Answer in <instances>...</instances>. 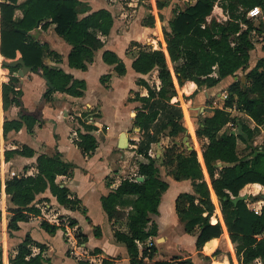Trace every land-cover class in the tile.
<instances>
[{"label":"trees","instance_id":"16d2710c","mask_svg":"<svg viewBox=\"0 0 264 264\" xmlns=\"http://www.w3.org/2000/svg\"><path fill=\"white\" fill-rule=\"evenodd\" d=\"M166 3V0H157L159 8ZM215 3H219L226 13L225 21L219 22L214 18L207 20ZM78 4L79 0H25L20 4H17V0H0V54L6 59H14L19 51L21 59L32 71H41L52 86L43 94L48 100L55 91L81 96L85 83L61 69L47 67L44 58L56 53L50 50L46 42L41 44L35 40L31 31L38 25L42 29L53 25L55 33L71 45L69 64L85 69L86 64L92 61L94 51L103 46L99 35L108 34L113 24V16L108 9L101 8L80 17L76 10ZM254 6H260L264 13V0H195L169 20L168 29H163L162 41L166 53L161 45L153 48L152 45L132 44L138 47L132 61L133 70L142 74L156 70L159 80L158 86L143 78L137 80L147 91L146 96H135L134 99L141 104L135 107L133 118L135 126L141 131L135 152L144 161L136 162L134 176L121 179L115 188L100 198L102 208L110 221L125 216V230L115 229L114 237L126 247L130 264H170L172 260L179 264H192L189 258H172L171 261L156 259L157 250L154 244L139 249V243L157 234V224L151 215L158 214L161 194L168 187L167 182L160 177L158 159L149 155V149L161 133L172 141L179 135H186L179 102H171L177 95L174 78L179 85L193 81L198 87H212L222 78L236 75L238 70L248 68L250 51L254 48L252 33L258 31L264 35V20L260 18L258 24H253L247 17V11ZM16 8L22 9V16L17 19L14 18ZM144 23L153 25L154 22L146 20ZM261 47L264 50V44ZM103 60L113 65L116 73L125 72L123 62L112 51L105 50ZM2 67L7 68L10 73L8 80L2 82L0 88L1 107L6 111L12 105H20L22 91L17 88L19 78L13 75L20 66ZM1 71L3 72L2 68ZM232 108L244 112L256 125L264 126V57L245 73L244 80L233 81L227 87L224 106L215 108L214 113L205 117L197 127L196 136L206 139V142H201L202 157L199 148L197 157L195 148L186 149L183 143L180 146L170 143L164 147L162 162L176 180L192 181L193 192L179 194L175 200V209L185 231L196 235L197 249L208 240L219 238L223 233L219 221H210L215 211L210 197L211 188L217 197L228 232L229 246L233 244L238 263L264 264V204L257 214L248 208L245 200L235 204L232 202V198L238 196L246 184L259 183L264 186V154L254 155L256 150H264V141L260 146L253 144L254 135L259 129H251L241 120H236L227 110ZM90 114L98 116L94 109H87L75 117L80 126L77 128L79 139L75 142L86 155H90L97 146L92 133L97 126L89 119ZM23 119L29 130L34 118L24 115ZM229 122L237 125L234 133L230 129H223ZM21 126L20 120L5 117L2 135L5 137L10 131H18ZM239 142L244 145L246 153H239ZM32 153V150L23 146L21 150L5 151L4 157L8 159L14 154ZM60 156L58 150L52 156L39 155L36 159V175H15L5 180L4 191L11 205V215L7 223L9 235L18 230L19 221H29L32 215L39 213V209L32 202L46 188H49L59 204L84 212L80 200L72 197L67 187L55 182L56 176L68 175V170L72 167L71 163L62 160ZM198 158H203L210 188ZM138 177L143 179L139 181ZM111 180L108 176V185ZM262 198L264 199V195ZM118 205H128L129 210H119ZM75 224L76 221L71 219L69 225ZM40 227L50 234L58 228L64 229L63 224H52L46 220L40 222ZM77 236L85 238L82 234ZM35 245L40 249L37 254L32 253ZM205 247L207 251L211 248L210 244ZM43 248L44 245L26 235L18 244L16 253L9 256L8 264H44L46 260L41 255ZM212 256L215 259L212 264H232L229 252L224 249L217 248ZM203 258L210 259L208 256Z\"/></svg>","mask_w":264,"mask_h":264},{"label":"crops","instance_id":"0c3cea01","mask_svg":"<svg viewBox=\"0 0 264 264\" xmlns=\"http://www.w3.org/2000/svg\"><path fill=\"white\" fill-rule=\"evenodd\" d=\"M24 1L17 0V4ZM166 1V5L159 8L157 0H79L76 10L80 17L101 8L108 9L113 16V24L108 34L99 35L103 46L94 51L92 61L86 64L85 69L69 64L68 55L71 45L55 33L53 25L46 29L38 25L31 31L35 40L41 44L46 42L50 50L56 53V55H47L44 58V64L49 68L61 69L72 75L74 79L83 80L85 89L81 96L55 91L48 100L43 97V94L48 87L52 86L47 84L41 71L31 70L24 76H19L16 71L13 75L19 78L17 88L22 91L20 105H12L8 110L3 111L0 98L2 119L6 117L22 122L18 131H10L5 137L2 135L3 120L0 123V252L2 264H8L9 256L16 253L18 244L26 235H29L33 241L44 245L41 253L46 260L44 264H82V262L130 264L126 247L114 237L115 229L125 230V216L116 221H110L102 208L100 198L115 188L121 179L134 176L137 169L136 162L144 161V158L135 152L136 145L141 138V131L135 126L133 118L135 107L141 104L134 99L135 96L137 94L147 95L146 89L139 85L137 80L139 78L147 80V74L133 70L132 61L138 47L132 44L152 45L153 48H158L153 42L162 41V32L163 29H168L169 20L179 11L193 4L195 0H184L186 1L184 8L176 6V3H179L178 0ZM146 11L148 16L145 15ZM212 11L213 14L211 13L207 20L214 18L221 22L227 19L219 3H215ZM21 16L22 9L16 8L14 18ZM249 19L253 24L260 21L258 17H249ZM146 20L148 22L153 20V25H146L144 23ZM161 47L163 49V46ZM105 50L112 51L123 62L125 68L123 74L116 73L114 66L103 60ZM163 51L166 53V48ZM253 53H257V60H254ZM263 57L262 47L259 49L254 44V48L250 51L248 68L240 70V78L236 75H228L212 87L206 85L198 87L193 81H186L179 85L174 78L177 95L171 99V102H179L183 115L181 121L186 128V135L182 136L180 141L176 139L177 137L173 141L168 136L165 138H170L171 143L179 146L183 143L186 149L195 148L196 152L199 148L202 157L200 142H206V139L196 136L197 127L205 117L214 113L215 108L224 106L227 87L233 81L244 80L245 73ZM20 58L21 54L17 51L14 59ZM14 59H6L0 54V64L2 60ZM0 67L3 70L2 72L0 68L1 88V83L8 80L10 73L7 68L2 67V64ZM153 71L156 72V82L147 81L158 86L157 71ZM194 90H196L195 93L191 95ZM213 95L220 99L219 104L214 99L212 100ZM87 109H94L98 114V116L90 114L89 117L97 126V129L92 132L97 146L90 155L83 154L75 142L79 139L77 128L80 127L75 117L80 116L81 112ZM227 110L231 111V109ZM240 113L244 112L240 111ZM24 115L35 120L29 130L23 119ZM240 120L251 129L255 127L260 129L264 140V127L256 125L245 113L244 118ZM258 133H255L253 138V144L256 146H260L257 144ZM23 146L32 150V155L14 154L5 159V151L21 150ZM164 147H166L164 135L161 133L157 141L151 143L149 155L158 159L160 177L167 182L168 187L161 194L158 214L151 215L152 220L157 224V234L139 243V249L141 250L145 245L154 244L158 260L171 261L172 258L174 260L189 258L192 264H212L215 261L212 253L220 248L229 252L232 264H239L233 244L229 246L228 232L217 197L210 188V179L203 158L202 160L198 158V160L210 188V197L215 205L210 221L212 223L219 221L223 233L219 238H212L197 249L196 235L185 231L184 224L176 213L175 200L179 194L193 192L192 181L191 179L176 180L172 173L168 172V168L162 162ZM56 150L60 152L61 159L71 163L72 167L69 168L68 175L56 176L55 182L67 187L71 196L80 200L84 212L71 210L59 204L49 188H46L38 193L32 202L39 209V213L32 215L29 221H19L18 230L12 231V235H9L7 223L11 215L9 211L11 205L4 191L5 180L15 175H36L37 157L42 154L52 156ZM108 176L112 179L110 185L107 184ZM250 185L264 189V186L258 183H248L244 187ZM246 195L245 201H248L250 193ZM257 200L252 204L247 203L248 207H259L260 201ZM117 209L127 212L129 206L118 205ZM71 219L76 221L73 226L69 225ZM42 220L52 224L61 223L64 229L58 228L50 234L40 227ZM79 234L84 235L85 238L78 237ZM209 244L211 249L207 251L205 246ZM39 251L38 246L32 247L33 254ZM203 256H208L210 259L206 260ZM172 262L179 264L173 260Z\"/></svg>","mask_w":264,"mask_h":264},{"label":"rangeland","instance_id":"374dc122","mask_svg":"<svg viewBox=\"0 0 264 264\" xmlns=\"http://www.w3.org/2000/svg\"><path fill=\"white\" fill-rule=\"evenodd\" d=\"M179 3H176V6H178L179 8H184L185 7V2L184 0H178ZM180 4V5H178ZM173 6V5H172ZM212 14H213V11H212ZM146 16H148L147 14V11H146ZM256 24H258V21L256 22ZM252 40L254 41V44H255V47H258L260 49V47L264 44V35L261 33V32H253L252 33ZM153 44L155 45V47H159V45L163 46V43L161 40H156L153 42ZM137 49V48H136ZM135 49V50H136ZM253 57H254V60H257V53H253ZM1 65V64H0ZM243 74V73H241ZM236 76H238L240 78V70L236 73ZM146 79L150 82V83H153V82H156V72L155 71H152L150 72L149 74L146 75ZM1 80V78H0ZM227 93V91H226ZM214 99V101L219 104V101L220 99H218V97L216 95H213V98L212 100ZM211 104V103H210ZM231 116L235 117L236 120H239L240 121V118H244V113H240V111L238 110H235L234 108L231 109V111H229ZM2 115H1V112H0V123L2 122ZM237 125L236 124H233L232 122H229L227 125L224 126L223 129H230L231 132H235V129H236ZM261 127H264V126H261ZM260 130V129H259ZM259 138H258V145H262L263 143V139H262V132L259 131ZM181 135L177 136V140L180 141L181 140ZM164 140H165V145H169L171 142H170V138H165L164 136ZM200 145H201V142H200ZM199 147V146H198ZM238 151L240 154H244L247 152V150H245L244 148V145L241 144L240 142L238 143ZM125 175H127L125 173ZM0 177H1V174H0ZM259 184V183H258ZM245 188V189H244ZM243 189L240 190L239 194H248L250 193V197L248 199V201H246V203H250L252 204L254 201H260V204H262V201L264 202V199L262 198V196L264 195V189L263 188H260L258 186H247V187H244ZM255 194V195H253ZM253 196H257L255 199H252L251 197ZM249 208V207H248ZM211 246V245H210ZM211 249V248H209ZM170 264H173L170 263Z\"/></svg>","mask_w":264,"mask_h":264},{"label":"water","instance_id":"95a60500","mask_svg":"<svg viewBox=\"0 0 264 264\" xmlns=\"http://www.w3.org/2000/svg\"><path fill=\"white\" fill-rule=\"evenodd\" d=\"M21 31H22L23 33H26L25 30H21ZM1 64L4 65V66H6V67H16V66H20V67L18 68V70H17V74H18L19 76H24L27 72H29V71L32 70V68H31L30 66H27V65L25 64L24 60L21 59V58H20V59L10 60V61L2 60V61H1ZM46 82H47V84H48L49 86H51L48 80H46ZM185 139H186V137H185ZM186 144H187V142H186ZM257 153L264 154V150H262V149H258V150H256V151L254 152V155L257 154ZM137 179H138L139 181H141L143 178H142V177H138ZM246 199H247V195H246V194H243V195L239 194L238 196L232 198V202L235 204V203H237V202L240 201V200H246Z\"/></svg>","mask_w":264,"mask_h":264},{"label":"built area","instance_id":"2783aa9c","mask_svg":"<svg viewBox=\"0 0 264 264\" xmlns=\"http://www.w3.org/2000/svg\"><path fill=\"white\" fill-rule=\"evenodd\" d=\"M247 16L248 17H258V18H261L262 20H264V13L261 9L260 6H254L252 7L251 9H249L247 11ZM226 94L224 95V98H226ZM264 204V202L262 201V204H260L259 207H249V209H251L252 211H254L255 213L259 214L260 211H261V207L262 205ZM248 206V205H247Z\"/></svg>","mask_w":264,"mask_h":264}]
</instances>
